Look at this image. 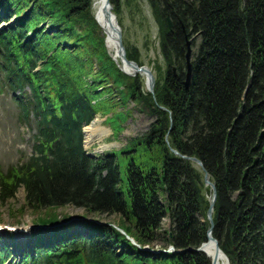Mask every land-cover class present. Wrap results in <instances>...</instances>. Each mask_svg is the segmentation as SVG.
<instances>
[{
	"label": "trees",
	"instance_id": "1",
	"mask_svg": "<svg viewBox=\"0 0 264 264\" xmlns=\"http://www.w3.org/2000/svg\"><path fill=\"white\" fill-rule=\"evenodd\" d=\"M146 1L168 67L154 63V95L110 58L93 0H0L2 23L15 19L0 30V76L15 90L31 88L17 103L22 118L28 123L32 114L36 123L34 156L6 175L0 170V202L13 219L44 214L41 223L60 221L68 207L99 221L114 217L141 246L161 241L184 253L141 252L113 227L83 221L20 249L19 264H211L188 251L207 241L210 228L205 173L217 189L213 235L222 251L231 264H264V0ZM112 4L119 17L120 0ZM188 41L194 53L186 89ZM124 42L127 58L143 65L140 50ZM128 99L156 118L131 146L158 149L163 161L151 169L128 165L127 199L118 159L137 151L90 158L83 128ZM22 187L25 203L16 208ZM1 239L7 250L15 247L10 236Z\"/></svg>",
	"mask_w": 264,
	"mask_h": 264
},
{
	"label": "rangeland",
	"instance_id": "2",
	"mask_svg": "<svg viewBox=\"0 0 264 264\" xmlns=\"http://www.w3.org/2000/svg\"><path fill=\"white\" fill-rule=\"evenodd\" d=\"M1 4V3H0ZM122 13L118 17L121 27L124 31V39L130 42L131 46L137 47L141 52V59L144 65L153 69L154 63L157 62L162 71H166V63L161 52L159 28L154 20L152 11L146 0H120ZM93 13V10H92ZM2 9L0 8V15ZM94 15V13H93ZM14 23V20L7 27ZM102 36L104 33L102 32ZM144 80V78H142ZM12 96L7 92L0 96V166L6 172L12 165H16L21 160H25L32 154V140L29 130L19 124L17 118V107L12 102ZM133 109V110H132ZM132 110V111H131ZM118 113L109 114L112 120L106 124V118L98 116L100 130H109L108 134L98 143L94 144L87 150L94 154L96 151H121L129 141L134 138L142 137L150 130L151 125L156 121L154 117H149L141 113L133 103L124 108H118ZM123 114H121V112ZM118 120L124 124V131L118 132V125L120 122H113ZM116 135H113L112 129ZM99 130V129H98ZM99 132V131H98ZM104 147V148H103ZM103 148V149H102ZM127 148V147H126ZM125 148V149H126ZM130 150L137 151L129 155H121L118 159V164L121 169L123 183L121 185L126 198L128 191L126 171L128 165L134 161L139 166L151 169L155 166H161L163 161V154L158 150H151L147 145L139 146L134 149L130 146ZM25 203V192L20 189L17 193L14 205L19 208ZM15 208V209H16ZM60 217L80 218L84 214L83 210L68 207L59 212ZM19 214V213H18ZM43 217L44 214L35 215L27 211L23 215H16L18 218H12L8 205H3L0 202V223L11 226H33L37 224V218ZM44 218V217H43ZM104 224L116 223L117 220L112 218H102ZM167 222V223H166ZM166 228L169 227V220H166ZM25 242L26 238L20 239ZM164 243L159 241L156 244L155 250L162 249ZM155 251V252H156ZM19 253L12 256L9 264H16L19 260Z\"/></svg>",
	"mask_w": 264,
	"mask_h": 264
},
{
	"label": "water",
	"instance_id": "3",
	"mask_svg": "<svg viewBox=\"0 0 264 264\" xmlns=\"http://www.w3.org/2000/svg\"><path fill=\"white\" fill-rule=\"evenodd\" d=\"M104 19L106 22V26H101L99 21L97 20L98 24L102 28L103 32L107 36V42L109 40H112L116 48L118 49V57L121 60L123 67L127 68L130 72L129 73L132 76H136L138 74H143L146 75L147 77V86L148 90L153 93L154 92V87H155V78L154 75L152 74L151 70L147 67L140 68L136 63L130 62L126 58V51L123 43V33H122V28L119 25L118 18L116 14L114 13V7L111 4L110 0H106V6L104 8ZM167 24L169 30L172 29V23L170 19H167ZM187 54H186V62H187V76H186V82H185V87L188 89L190 87V83L192 80L193 72H192V64H191V58H192V49H191V44L190 42L187 43ZM123 68V69H124ZM177 152H175L176 154ZM195 163H197L200 167H203L202 162L197 160V159H192ZM205 182L206 186L210 187L213 195L210 201V209L207 214L208 221L210 223V229L208 230L207 233V240L208 243H212L215 246L216 253L219 254L221 253L223 256L225 254L221 251L220 246L218 241L213 237V229H214V220H213V213H214V207L217 201V191H216V186L210 181L208 174L205 176ZM207 243L204 244L200 249L198 250H190L192 252H203L204 248L206 247ZM226 258V256H225ZM227 259V258H226ZM228 261V259H227ZM215 264V262H213Z\"/></svg>",
	"mask_w": 264,
	"mask_h": 264
},
{
	"label": "bare ground",
	"instance_id": "4",
	"mask_svg": "<svg viewBox=\"0 0 264 264\" xmlns=\"http://www.w3.org/2000/svg\"><path fill=\"white\" fill-rule=\"evenodd\" d=\"M105 6L106 0H93V12L102 27L106 26V22L104 19ZM108 47L111 54L116 59H118V51L112 40H109ZM86 132V147L90 148L94 144L100 142L106 136V134H108L109 130H100V125L96 123V125L86 128ZM204 252L212 262H215V264H227V260L225 259V257L221 253H216L215 246L212 243H207L206 247L204 248Z\"/></svg>",
	"mask_w": 264,
	"mask_h": 264
},
{
	"label": "flooded vegetation",
	"instance_id": "5",
	"mask_svg": "<svg viewBox=\"0 0 264 264\" xmlns=\"http://www.w3.org/2000/svg\"><path fill=\"white\" fill-rule=\"evenodd\" d=\"M173 70V69H172Z\"/></svg>",
	"mask_w": 264,
	"mask_h": 264
}]
</instances>
